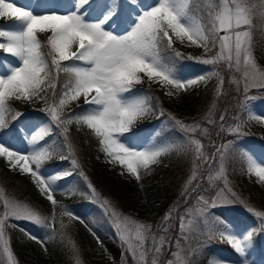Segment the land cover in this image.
Here are the masks:
<instances>
[{"label":"snow or ice","instance_id":"1","mask_svg":"<svg viewBox=\"0 0 264 264\" xmlns=\"http://www.w3.org/2000/svg\"><path fill=\"white\" fill-rule=\"evenodd\" d=\"M40 2L41 0H36L33 10H27L11 0H0V18L11 19L22 26L18 30H0V51L19 62L18 66L10 67L9 75L0 78V129L7 128V131H0V157L6 160L11 170L30 176L31 182L49 202L53 212L57 207H63L54 198V193L62 187L58 181L71 177L73 171L49 174L46 169L41 168L54 155V151L40 144L52 135L51 125L59 129V135L63 137V147L72 150L69 156L75 150L71 143L69 126L75 123L90 129L100 150L110 162L126 168L138 182L142 179L141 170L146 173L151 165L159 163L162 155L172 151L187 155L191 151L192 174L181 192L185 204L190 202L191 194L200 187L199 182L191 187L192 181L197 180V171L203 169L204 165L211 169L213 161L218 160L220 171L215 176L209 175V182L223 178L224 188L220 191L231 192L224 174L233 146L232 141L220 145L213 142L215 151L209 157L205 154V145L199 139L187 135L197 132L207 135L209 129L201 128L200 123L185 124L169 115L168 119L172 123L167 126H174L186 134L183 143L162 144L145 151L132 150L124 142V134L137 121L154 113L156 107L152 105V98L146 94H125L133 93L135 86L142 84L144 77L149 82H158L169 88L166 95L173 96L198 87L210 77L218 76L216 96L219 97L224 85V78L219 72L213 70L194 78H183L180 75L175 61L183 57L173 47L175 41H187L191 46L203 48L205 55L212 54L206 59H188H196V62L210 66L223 64L228 72L240 73L239 80L233 78L229 81L237 85L238 91L241 84L245 93L250 88L264 89V69L260 68L253 57L255 20L259 12V18L264 25V0H259L258 4L248 3V0H223L222 3L217 0L219 7L212 8L209 5L202 14L199 5L197 11L193 12L188 0H157L151 5H145L138 0H119L118 4L114 0H53L54 7L43 14L35 11ZM196 15L200 18H195ZM122 22L128 25L125 34H114ZM260 30L264 34V26ZM38 33L49 34L46 36V46L50 49V64L41 52L43 45ZM165 51L171 53L167 58L162 57V52ZM76 62L83 66H77ZM62 73L67 74L70 80L60 86L58 91V77ZM49 90L53 97L52 103L47 98ZM36 99L45 102L49 124L29 121L21 123L20 129L14 131L15 125L9 126L5 119V113L12 111L10 102H32ZM253 99L254 97L246 96L242 107H247ZM80 101L87 106L82 113L76 114L73 110L66 117L62 115L63 109L70 104L76 103V107H80ZM21 115L18 112L13 114L12 121L20 122ZM160 115H164L163 110ZM210 116L211 110L205 117L207 123H216ZM248 118L264 123V115H255L251 110ZM225 120L226 116L221 114L217 135L225 132ZM240 127V124L228 127L227 132L236 136L242 135ZM21 132L29 145V149L25 150L26 154L12 146L13 140L20 139ZM243 155L248 162V171L264 183V167L258 166L247 153ZM63 158L65 157L62 156ZM71 163L73 168L80 167L76 159H72ZM79 174L87 180L82 171ZM88 187L95 197V189L91 184ZM232 196L235 194L232 193ZM222 199L224 203L235 202L228 196ZM101 203L106 214H109L108 201ZM209 206L216 207V201L209 204L203 196L197 195L196 204L185 208L183 215L179 208L170 209L157 225V229L163 233L158 238L152 225L136 223L127 218L122 221L115 211H111L110 216L121 242L126 246L125 251L131 253L138 264H158L159 255L165 251L166 246L171 249L173 242L176 249L182 250L183 255L178 251H170L175 259H167L166 264H196L200 249L191 247V236L201 231V223L209 234H217L239 257L231 262L215 260L209 264H248L246 252L251 247L252 233L243 234L227 228H217L219 221L210 222L208 219ZM245 207L264 224V211L247 204ZM3 208V215H0V249L7 264H16L6 237L7 227L16 225H9L8 221L24 220L45 228L49 224L40 209L28 204L4 199ZM173 213L178 219L179 235L170 238L167 234L172 227L170 221L173 220ZM62 215L70 219L78 218L67 210ZM186 217H190L187 222ZM55 235L53 230L47 238L51 240ZM29 238L43 244L35 236ZM132 241L136 243L133 244ZM68 245L72 255L77 257L76 264H81L77 246L70 238ZM182 245L187 247L182 248ZM150 255L152 258L149 261Z\"/></svg>","mask_w":264,"mask_h":264},{"label":"rangeland","instance_id":"2","mask_svg":"<svg viewBox=\"0 0 264 264\" xmlns=\"http://www.w3.org/2000/svg\"><path fill=\"white\" fill-rule=\"evenodd\" d=\"M204 4H209V0H203ZM15 5L19 7H23L27 10H33L36 0H11ZM140 3H144L145 5H151L157 2V0H138ZM223 0H220L222 3ZM114 3H119V0H114ZM213 4V8L219 7V3L217 0H211L210 5ZM54 7L53 0H41L38 8H35L37 13H45V7ZM197 18V17H195ZM90 19H94V17H90ZM198 19V18H197ZM22 26L17 24L11 19L8 18H0V30H18ZM128 28V25L125 23H121L120 28L115 30L114 34L123 35L125 34V29ZM112 30V29H109ZM222 34V33H221ZM38 38L40 41L44 43L46 46V36L49 34L46 33H38ZM181 49L178 51L182 54L183 59L179 64H176L175 67L179 69V73L183 78H194L199 75L205 74L209 71L215 70L220 73V76L224 78V85L221 89V94L219 97L216 96V90L219 84V77L213 76L210 77L207 82H202L198 87H193L189 91H181L178 95L168 96L166 92L170 90L169 88L161 86L158 82H149L146 77L143 78V82L140 85H136L133 93H126V96H135L140 94H146L151 97L150 89L152 87L162 88L164 89V93L168 98L169 103L173 105V109H176L181 102L182 92H186L187 94H192L195 90L202 92L201 96L207 97L204 100L205 105L200 108L201 121L191 120L189 117H185L180 115L179 113H175L173 115L176 119L181 120L185 124H195L200 123L201 128H208L209 132L207 135H201L199 132L187 134L193 138L199 139L202 144L205 145L204 151L205 154L211 157V153L215 151V147L213 146V142L215 145L226 144L229 141L233 142L231 151L235 148H238L240 153H247L252 157L255 163L264 167V123H261L258 120H249V110L255 115H264V89L259 88H250L247 93L243 90V85L239 86V91L237 90V85L233 83H229L230 80L235 78L236 80L240 79V73L236 72H228L226 70L225 65L220 64L216 66L204 65L196 62V59H188V57L206 59L210 58L211 53L205 55L203 48H197L195 46H191L187 43V41L181 43L180 41H175L174 43ZM48 52L50 49L46 46ZM261 50V49H260ZM253 57L255 58L257 64L261 69H264V57L259 56L257 53V46L254 40L253 47ZM77 66H83L80 62H76ZM19 62L11 57L6 56L5 53L0 51V78L5 77L10 74L11 66H18ZM142 75V74H141ZM254 89L255 93L249 94L250 90ZM257 91V92H256ZM246 96L254 97V99L248 103L247 107H242L246 101ZM58 102V98L56 99ZM29 106L26 113H22L19 117L20 122L10 121V126L15 125L14 131L19 130L21 123L25 122H41L43 125L49 124V116L46 111V104L43 100H33L32 102H25ZM49 103H52L49 101ZM82 105V101L79 102ZM76 107V103L70 104L63 109V116H68L71 114L72 109ZM211 110L210 118L214 120L216 123L208 124L206 114ZM223 114L226 116V120L223 122L225 125V132H219V116ZM6 119V115H5ZM172 122L169 119L160 118L158 114H150L143 119H140L132 126L128 133L124 134L123 140L126 143V146H130L132 150L136 151H145L149 150L155 146H159L162 144L169 143H183L185 141V133H182L180 130L175 129V133L163 134L164 132H170L169 130L172 127L170 125ZM237 124H240V132L242 135L236 136L233 134H229L227 132L228 127H234ZM75 126L76 128H82L91 132L90 129H87L83 126H78L75 123L69 126ZM52 127V135L50 137H46L44 141H41L40 144L42 146H46L51 150V144L54 140L59 136V130L55 125H51ZM174 127V126H173ZM1 131V129H0ZM7 131V130H6ZM227 134L231 135V138H227ZM94 135V134H93ZM227 138V139H226ZM13 149H19L22 154H26L25 150L29 149V145L27 141L23 138V133L20 134V139L13 140L12 142ZM98 152H99V161L108 164L109 168L114 169L116 174L119 175L123 180L131 182V185L134 188V192L132 194L134 201L137 202L138 213L130 214L120 211L114 205H112L108 199L103 198L102 201H108V209L109 214H106L105 208L102 206V203H94L95 199H93L88 186L83 182L78 180L77 174L74 172V168L71 164V161L67 158L64 153L55 154L50 160L45 161L41 168L42 170H47L49 174L61 173L65 170L73 171V175L64 180L58 181L59 185H62L61 189L54 193V198L59 201V204L63 207H57L54 210L53 218L48 222L49 226L45 228L43 225H35L32 222L24 221V220H15L10 219L8 221L9 225H16L21 230L19 233L18 239V247L21 248V251H27L29 255H33L39 257L42 264H50L51 260L49 257L55 259V254L53 252V243L52 239H48L55 228L56 219L62 215L63 211L67 210L73 213L77 219H68L73 221L76 225L80 227L84 234L88 237L89 251L91 253V259L94 262H108L109 264H138L136 260L133 259L131 253H127L125 251L126 246L121 242L119 238V234L112 223V218L110 216L111 211H115L123 221L127 218L130 221L136 223H144L147 225H152L153 231L156 233L157 238L159 235L163 233L157 229V225L160 224L161 218L163 215L169 211L170 209L179 208L180 214H184V209L187 207H191L193 204H196L197 195L203 196L205 200L209 201V204L213 200L216 201V207L209 206L207 208L208 219L210 222H216L217 219L222 220L225 223V226H221L217 224V228L225 229L227 228L229 231H235L236 233L247 234L248 232L252 233L251 247L246 252V259L248 264H264V231H261L264 228V224L261 223L259 219H257L254 215L251 217L245 212H249L245 207V202L242 199H239L238 196H232V191L228 192L220 191L224 188V179L221 178L218 181L209 182L208 176H215L220 171V165L218 160L213 161V167L211 169L208 168L207 165H204L203 169L197 171V180L192 181L191 187H195L197 182H199L200 187L196 192L191 194V200L188 204L184 203L183 198L181 197V192L184 190V185L191 177V160H192V152L189 151L187 155L184 153H178L176 151H172L179 155H181L183 159L184 170L182 173L178 172L177 177L174 176L172 183L176 186V198L174 203L165 207L159 208L151 199V196L147 190L148 185L150 184V176L153 172V168L157 165L161 164L163 159L166 158L167 154L162 155L159 158V163L151 165L149 170L145 173L144 170H141L142 179L138 182L134 177H132L127 171L126 168L121 167L119 164L110 162V159L105 156V154L100 150L98 144ZM62 156L65 157L62 159ZM245 168H244V176L256 182L257 184L263 186L258 177L252 175L248 171V162L246 157L243 155ZM4 159V158H3ZM7 167L8 166L6 160L4 159ZM185 164V165H184ZM35 169V166H32ZM226 169V165H225ZM11 170V169H10ZM13 171V170H12ZM227 171V172H226ZM225 171V176L230 187L233 186L228 181L229 169L227 168ZM176 178V179H174ZM219 193V196L217 195ZM236 195V194H235ZM228 196L230 199H234V203H224L222 197ZM12 200V199H9ZM15 200V199H14ZM17 201V200H15ZM19 202V201H17ZM21 203V202H20ZM4 208L0 207V215H3ZM190 217H186L185 222ZM172 227L170 228L169 233L167 234L170 238L176 237L179 235L178 229V219L176 218V214L173 213V220L170 221ZM15 226V227H16ZM15 227H7V229H14ZM134 228V225H132ZM6 229V237L9 240V246L11 248V240L9 237V233ZM201 231L197 233L195 236H191V241L194 243H198L201 246H209L213 249L211 257L207 261L206 264H209L210 261L215 260H224V261H235L239 259L238 254L235 253L234 249H232L225 241H222L217 234H209L207 230L204 228L203 223L200 225ZM29 236H35L43 241V244L37 243L35 240L30 239ZM69 237V236H68ZM71 238V237H70ZM72 240V239H70ZM68 241V238H67ZM133 244L136 241H132ZM151 242L149 241V244ZM27 247V248H26ZM187 246L182 245V248ZM33 250H29V249ZM12 250V248H11ZM170 251H178L183 252L181 249H176L174 242L172 244L171 249H168L166 246L165 251L159 255L158 264H166L167 259H175L170 255ZM14 260L16 264H25V260L19 258L12 251ZM25 259H30L31 256H22ZM151 255L149 256V261L151 260ZM57 261V260H56ZM94 262H90V264H94ZM0 264H7L6 257L3 255L2 249H0Z\"/></svg>","mask_w":264,"mask_h":264},{"label":"trees","instance_id":"3","mask_svg":"<svg viewBox=\"0 0 264 264\" xmlns=\"http://www.w3.org/2000/svg\"><path fill=\"white\" fill-rule=\"evenodd\" d=\"M209 4H204L203 0H188L190 8L193 12L197 11V5H199V10L202 14L203 11L207 10ZM248 3H259V0H248ZM213 6V4H211ZM213 8V7H212ZM199 19L200 16L196 15ZM256 30L254 34V40L257 46V53L259 56L264 57V34L261 33L262 22L259 18V12L256 17ZM43 47L41 48L42 54L48 60L50 64L49 52L41 41ZM176 51L181 49L177 45H173ZM261 49V50H260ZM170 52H162V57L167 58L170 56ZM183 57V56H182ZM181 59L175 61V65L179 64ZM71 64L72 62H67ZM55 75V73H53ZM70 77L67 74H60L58 77V91L59 87L64 83H67ZM152 105L156 107L154 114H158L161 118H168V114L179 113L185 117H189L194 121H201V111L200 108L205 105L204 100L207 97H202V92L194 91L192 94H187L182 92L181 102L173 109V105L170 104L168 98L164 93V89L152 87L150 89ZM48 101L53 102V97L51 90L47 93ZM58 98V97H57ZM56 98V99H57ZM11 113H5L6 120L9 122L12 119V115L15 113H26L29 106L25 102L11 101L10 102ZM87 106L81 105L80 107H75L70 113L74 112L76 114L82 113ZM163 110L164 115H160V111ZM202 115V114H201ZM175 127L172 126L170 132H164L163 134L175 133ZM4 130V129H2ZM59 130V129H58ZM71 133V143L74 146V154L69 156V152L72 151L69 148L63 147V137L58 136L51 145V150L54 154L64 153L67 158L72 161L76 159L79 164V168H74V172L77 174L80 182H83L88 186L89 184L96 191V196L92 195L91 189H89L94 203H101L103 198L108 199V201L118 208L120 211L125 213H138L137 202L133 199L134 188L131 182L123 180L119 175L116 174L114 169L109 168L108 164L99 161V150L97 147L98 141L95 136L88 130L82 128H76L75 126L70 127ZM228 136V135H227ZM235 155H231L230 159L227 161L226 169H229V174L227 176L229 184L233 186L231 188L232 193L236 194L239 199H242L247 205L256 208V210L264 211V186H260L252 180H248L242 173L243 159L239 152H234ZM182 155V154H181ZM181 155L172 152L166 155L161 164L153 168V172L150 178V184L148 185V192L151 196L152 201L159 207L165 208L172 203H174L176 198V184L171 180L173 177H177V173H182L185 171L182 164L183 159ZM72 164V163H71ZM185 165V164H184ZM83 172L87 177L80 176V172ZM227 172V171H226ZM176 179V178H174ZM4 199L17 200L21 203L28 204L34 208L40 209L42 214L47 218L49 222L53 218L54 212L51 208L49 202L43 198L40 192L36 189L34 184L31 182L29 175H24L16 171H11L7 168L5 161L0 157V207L3 206ZM247 213V212H246ZM249 216H253L252 213H247ZM61 225H66V228H62ZM54 231L56 235L52 239L53 252L55 254V259L49 257L51 260L50 264H76L77 257L73 256L70 252L67 238L72 239L71 241L75 243L78 249V259L81 264H90L94 262L91 259V253L89 251L90 241L88 237L84 234V231L80 229L73 221L67 217L60 216L56 219V224ZM9 237L11 240L12 251L22 260H25V264H42L39 257L29 255L27 251H21L18 247L19 233L21 230L18 226L14 229H7ZM69 236V237H68ZM198 244L191 241V247L195 248ZM27 248V247H26ZM29 250H33L32 248ZM211 254V249L205 247L200 249V254L196 258V264H205L206 260ZM22 256H31L29 259H25ZM57 260V261H56ZM94 264H109L108 262H94Z\"/></svg>","mask_w":264,"mask_h":264},{"label":"bare ground","instance_id":"4","mask_svg":"<svg viewBox=\"0 0 264 264\" xmlns=\"http://www.w3.org/2000/svg\"><path fill=\"white\" fill-rule=\"evenodd\" d=\"M50 8H52V7H48V6H47V7H45L43 10H44V12H46V10H47V9H50Z\"/></svg>","mask_w":264,"mask_h":264}]
</instances>
